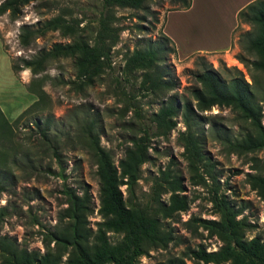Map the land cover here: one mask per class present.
Wrapping results in <instances>:
<instances>
[{"label":"rangeland","instance_id":"374dc122","mask_svg":"<svg viewBox=\"0 0 264 264\" xmlns=\"http://www.w3.org/2000/svg\"><path fill=\"white\" fill-rule=\"evenodd\" d=\"M201 1L197 0V6ZM213 1L215 8L205 15L197 7L186 15L165 16L176 8L170 0H147L140 9L114 8L112 26L118 29V39L111 51V67L82 90L70 83L74 80L70 59L50 61L45 70L34 77L29 70L17 72L13 74L17 81L15 85L10 69L0 58V98L7 101L3 115L9 123L26 108L21 109L29 98L18 90L28 92L26 86L32 82L33 87H41L45 94L39 109L16 125H8L0 116V186L3 189L0 207L6 209L1 235L11 238L21 248L43 252L40 232L54 226L58 212L64 207L60 194L62 184L72 188L87 186L93 208V213L88 216V226L95 230V224L100 222L96 167L84 141L80 140V129L90 122L100 146L110 153L114 164H117L132 140L141 136L144 129H151V116L164 101L159 94L141 98L134 85L139 80V73L134 74L130 83L122 79L124 53L160 42L162 25L173 38L166 36L175 47L179 44L181 51L212 44L216 41L213 35L221 26L219 22L217 27L218 12L225 3L224 0ZM101 14V0H33L22 8L20 17L14 22L6 14L0 16L2 48L10 62L29 59L53 44L67 42L58 32H49L36 38L26 49L18 45L17 35L21 26L35 27L57 15L79 21L81 35L90 39ZM253 32L250 25L241 24L234 30L230 48L225 52L195 53L184 59H178L175 53H166L158 71L167 73L175 85L165 95L176 96L180 102L187 100L192 103L189 91L197 87L194 80V74L200 71L197 58L203 57L221 78L228 79L236 70L246 83L251 84L254 101L263 110L261 124L264 127V74L250 65L256 56L246 46ZM33 120L48 121L49 130L45 139L40 138L37 129L31 125ZM175 122L176 126L167 138L150 140L149 159L141 167L133 196L129 197L125 188H121L125 199L144 206L149 202L152 177L172 161L170 168L180 178L184 190L182 194L188 200L186 212L163 221L172 232V242L164 249L148 251L139 258L138 264L164 263L170 258H180L184 264H201L185 255L186 250L202 246L206 251H215L220 245L189 222L191 218H215L208 201L214 184L199 169L205 185H196L197 179L188 171L182 146L177 141V133L184 128L179 117L175 118ZM244 129L246 126L236 113L227 108L213 107L199 114L195 121L201 151L214 167L213 188L241 211L238 218L244 217L252 225L246 237L264 241V201L246 182V174H264V151L238 155L227 148V142L239 137ZM51 146L57 150V158L53 156ZM166 199L167 195L162 196V200ZM109 236L110 240L115 239Z\"/></svg>","mask_w":264,"mask_h":264},{"label":"trees","instance_id":"16d2710c","mask_svg":"<svg viewBox=\"0 0 264 264\" xmlns=\"http://www.w3.org/2000/svg\"><path fill=\"white\" fill-rule=\"evenodd\" d=\"M33 0H0V16L14 22L22 8ZM147 0H101L102 14L90 39L81 35L79 21L67 20L57 15L35 27L21 26L18 29L17 42L20 48H28L36 38L49 32H58L67 42L53 44L48 50L38 51L29 59L10 61L13 74L29 70L34 77L45 70L48 62L70 59L74 71V80L70 82L78 90L92 85L110 69V55L118 39V29L112 26L115 17L114 8L140 9ZM176 5L174 10H186L190 0H170ZM237 29L241 24L253 28V34L246 42L247 50L253 52L256 60L250 65L264 74V0H254L236 14ZM166 53L174 54L171 41L160 34V42L144 49H134L124 53L121 69L122 79L130 83L134 74L139 80L134 83L141 98L159 94L163 99L160 107L152 114L151 129L143 130L131 146L124 150L117 164L108 151L100 146L98 135L93 133L92 125L80 129V140L92 156L98 183L97 214L100 222L92 231L88 226V216L93 213L92 200L87 186L72 188L62 184L60 194L64 207L58 212L56 222L51 229L40 232L43 252L21 248L14 240L0 233V264H138L139 258L148 251L164 249L172 242L170 229L163 221L169 220L188 209V200L184 196L180 178L172 171V161L163 170H158L151 179L149 202L144 206L123 197L124 187L129 197L140 179L141 167L149 159L150 140L167 138L175 128V118L179 117L183 130L177 133V141L182 146L188 171L197 179V184L205 185V176L215 185L213 164L201 151V142L195 130V121L199 114L213 107L227 108L236 113L240 122L246 126L239 137L227 142L228 150L233 154H247L264 151V127L262 109L254 101L251 84L244 81L240 72L228 79L207 64L203 57L194 74L197 87L190 89L192 103L178 101L176 96L165 93L173 90L175 82L165 72L158 71L159 63ZM244 62L242 58H238ZM227 71V70H226ZM26 90L35 96L13 122L9 123L0 111L4 121L12 126L29 117L39 109L45 96L41 87L26 86ZM264 102V92L262 94ZM40 138L45 139L49 130L48 121L33 120ZM82 141V142H83ZM51 152L57 158V150L51 146ZM246 182L257 197L264 201V174H246ZM212 185L209 198L214 219L191 218L211 238L219 242L215 251H206L202 246L187 249L185 255L201 264H264V241L257 237L247 238L246 233L253 227L244 217L238 218L241 211L235 209L223 195L217 193ZM3 191L0 186V193ZM167 199L162 200V196ZM6 216L5 207H0V231ZM114 240H110V236ZM184 264L180 258H170L164 263Z\"/></svg>","mask_w":264,"mask_h":264},{"label":"crops","instance_id":"0c3cea01","mask_svg":"<svg viewBox=\"0 0 264 264\" xmlns=\"http://www.w3.org/2000/svg\"><path fill=\"white\" fill-rule=\"evenodd\" d=\"M252 1H254V0H224L225 3L223 4V9L221 8L219 10V12H218L219 17L217 18V27L219 25V22L221 23V26H220V28H218L219 30H216L215 34L213 35V37L216 39V41L213 42L212 44L197 46L194 48H187V49L182 50V51L178 48L179 44L178 45L176 44V47L173 45L174 50H175V54L177 55L178 59H180V58L184 59V58H186L192 54H195V53H215V52L227 51L230 48L231 37H232V34H233V32L237 26V22H236L237 12ZM204 2H206V3H204ZM197 7L200 10V13L205 15L206 13L210 12V10L214 9L215 5H214L213 0H212V2H209L208 0H202L201 3L199 4V6H197V0H190V6L188 9H186V10H173V11L167 12L165 14V16L170 15V14L186 15L188 13L193 12L195 9H197ZM162 33L165 36L168 35L169 38H171V39L173 38V36L170 32L166 33V31L163 29V25H162ZM209 37H212V35H210ZM0 58H1V62L5 63V66L10 69V76H12L14 78V84L16 85L17 81H16L15 77L13 76V72L11 71L9 58L2 48L1 40H0ZM18 91L21 95L26 94L29 96L28 101L25 102V104L23 105V107H21V109H24L25 107L30 105L33 101H35V96L33 94L25 92L24 89L21 91L20 90H18ZM6 102L7 101L5 99L0 98V110H1L2 114L4 111V105H6Z\"/></svg>","mask_w":264,"mask_h":264}]
</instances>
